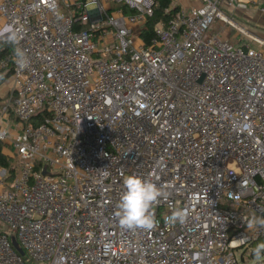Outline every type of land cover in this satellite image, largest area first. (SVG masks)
<instances>
[{
  "label": "built area",
  "instance_id": "1",
  "mask_svg": "<svg viewBox=\"0 0 264 264\" xmlns=\"http://www.w3.org/2000/svg\"><path fill=\"white\" fill-rule=\"evenodd\" d=\"M197 1L145 41L156 0H0V264H245L264 243V36L235 12L264 24V0ZM127 175L165 190L150 231L120 226Z\"/></svg>",
  "mask_w": 264,
  "mask_h": 264
},
{
  "label": "clouds",
  "instance_id": "2",
  "mask_svg": "<svg viewBox=\"0 0 264 264\" xmlns=\"http://www.w3.org/2000/svg\"><path fill=\"white\" fill-rule=\"evenodd\" d=\"M123 183L125 191L120 197L119 210L116 213L120 226L127 230H152L157 222L151 209L160 198L166 195L165 190L151 179H144L136 175H127ZM188 215L186 210H178L173 213L175 219L180 223H184ZM251 226L250 223L249 227ZM262 254H264V243L257 244L253 250V255L257 259Z\"/></svg>",
  "mask_w": 264,
  "mask_h": 264
},
{
  "label": "trees",
  "instance_id": "3",
  "mask_svg": "<svg viewBox=\"0 0 264 264\" xmlns=\"http://www.w3.org/2000/svg\"><path fill=\"white\" fill-rule=\"evenodd\" d=\"M167 9H171L169 13L166 12ZM180 9L179 6H174V0H156V6L154 8V15L151 17V19L148 22L147 30L143 32V39L145 41H148L150 37L153 35V30L156 24L159 22L167 23L169 19H171L176 12H178ZM11 42L8 41H0V58H2L11 48ZM0 85L5 83L8 79L12 77V70L5 71L0 69ZM3 144L0 143V165L1 166H8L9 162L5 158L2 152ZM13 169L11 170V173H13ZM264 254L261 255L260 258L263 257ZM252 257L254 255L252 254ZM259 258V259H260ZM257 259V258H255ZM255 264H264L260 261H257Z\"/></svg>",
  "mask_w": 264,
  "mask_h": 264
},
{
  "label": "rangeland",
  "instance_id": "4",
  "mask_svg": "<svg viewBox=\"0 0 264 264\" xmlns=\"http://www.w3.org/2000/svg\"><path fill=\"white\" fill-rule=\"evenodd\" d=\"M202 4L201 1H197V0H174V5L176 6H183V7H190V6H200ZM261 6L264 5V2L260 3ZM235 11V10H234ZM236 15L238 17L239 20L241 19H245L244 22L249 23V24H255L254 30L256 31V33H258L259 35L264 36V24L261 21V16L254 10V9H250L248 10L247 13H243V12H239V11H235ZM227 13L230 14L229 11H227ZM243 21V20H241ZM222 23L218 21V23L216 24L217 26H220ZM4 26L0 23V29H2ZM1 76V74H0ZM12 86V79H8L5 83L0 85V100H6L7 96L9 94V91L11 89ZM5 229V225L0 223V233L1 231H3ZM256 247V246H255ZM252 252L251 248H247L244 250L240 249L237 253V256L240 258L241 255H244L245 257V264H255L257 261H260L262 263H264V257L260 258V259H255L253 257L250 256ZM25 260L27 262H30V259L28 257H25ZM241 260V264L242 259ZM31 264H35V263H31Z\"/></svg>",
  "mask_w": 264,
  "mask_h": 264
},
{
  "label": "water",
  "instance_id": "5",
  "mask_svg": "<svg viewBox=\"0 0 264 264\" xmlns=\"http://www.w3.org/2000/svg\"><path fill=\"white\" fill-rule=\"evenodd\" d=\"M12 38H13V34H9L8 36H6V41L10 42V41L12 40ZM14 245H15L16 247H18V244L16 243V241H14ZM20 253L23 254V251L20 250Z\"/></svg>",
  "mask_w": 264,
  "mask_h": 264
},
{
  "label": "crops",
  "instance_id": "6",
  "mask_svg": "<svg viewBox=\"0 0 264 264\" xmlns=\"http://www.w3.org/2000/svg\"><path fill=\"white\" fill-rule=\"evenodd\" d=\"M174 6H176V5H174ZM179 7H183V6H179ZM0 23H1V22H0ZM10 86H11V85H10ZM11 87H12V86H11ZM0 98H1V97H0ZM3 102H4V100H0V105H1ZM2 127H3V128H7L6 125H3V124H2ZM4 147H5V146H4ZM2 152H3V150H2Z\"/></svg>",
  "mask_w": 264,
  "mask_h": 264
}]
</instances>
